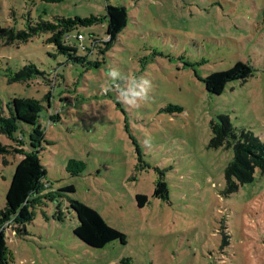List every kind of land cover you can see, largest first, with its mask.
<instances>
[{"label": "rangeland", "instance_id": "rangeland-1", "mask_svg": "<svg viewBox=\"0 0 264 264\" xmlns=\"http://www.w3.org/2000/svg\"><path fill=\"white\" fill-rule=\"evenodd\" d=\"M107 3L125 5L128 19L111 48L90 56L99 57V66L67 63L46 41L50 31L27 41L8 42L0 35L5 111L13 96L50 103L40 114L45 137L38 155L46 168L43 181L51 188L30 196L28 233L7 232L8 264H249L264 259V173L256 170L252 181L230 191L225 168L233 148L212 145L210 127L212 119L226 115L236 128L264 140V0H0V24L25 29L55 15L104 14ZM105 26L104 21L78 29L103 36ZM239 60L252 69L246 80L227 81L220 94L206 89L207 74ZM29 62L44 73L10 80ZM109 68L120 72L121 85L133 76L150 79L149 100L129 108L115 91L103 93L113 83L105 75ZM49 111L59 119L48 120ZM31 130L21 122L14 134L26 151L32 150ZM38 138L33 139L37 147ZM0 141L15 143L3 132ZM4 154L0 210L24 153ZM71 157L86 161L79 174L67 170ZM159 179L166 190L154 195ZM137 193L148 195L142 206ZM72 198L98 210L126 241L86 244L74 233L79 220L69 205Z\"/></svg>", "mask_w": 264, "mask_h": 264}, {"label": "trees", "instance_id": "trees-1", "mask_svg": "<svg viewBox=\"0 0 264 264\" xmlns=\"http://www.w3.org/2000/svg\"><path fill=\"white\" fill-rule=\"evenodd\" d=\"M127 19L128 10L125 5L107 3L104 14H90L84 17L55 15V20L41 18L34 23H29L25 29L0 24V35L6 37L8 42L27 41L41 31H50L51 34L46 41L53 44L57 52L66 57L67 63L99 66V57L91 58L90 56L105 53L107 49L111 48L120 31L126 25ZM104 21L106 26L103 36L95 30L85 35L78 29L79 24L91 25ZM78 33H82L84 38H79ZM42 73L44 71L40 70L36 64L29 62L13 72L10 80H24ZM251 74L250 65L239 60L227 69L207 74L204 77L205 87L213 94H220L227 81L235 78L246 80ZM103 93H108V91L103 90ZM46 96L49 98L51 93L48 92ZM1 104L0 101V132L9 135L15 140V143L6 144L0 141V152L3 154L24 153L15 166L5 194V206L0 210V264H8L6 255L7 232L10 231L17 235L28 233L26 223L33 219L29 209L30 196L35 192L51 188L49 181H43L46 168L38 155L42 139L45 137V125L40 120V114L44 107H50V103L45 105L40 99L34 97L13 96L8 102L7 112ZM174 107L181 108L175 105ZM59 116L58 113L53 115L49 111L48 120L59 119ZM21 122L32 126L30 132L31 151H26L20 145L23 143L21 137L14 136ZM210 127L212 145H226L233 148V158L225 168V178L230 191L238 188L239 183L252 181L256 170L264 173V140L251 130L236 128L226 115H218L217 118L212 119ZM34 136L39 137L37 140L39 147H37V143L33 142ZM16 142H19V147ZM4 161L6 162V159ZM85 166L86 161L79 158L71 157L67 162V170L72 174H79ZM156 183L153 194L165 192L166 182L159 179ZM65 189L73 190V185H67ZM48 194L53 195V192L48 191ZM136 198L139 206L148 201V195L145 193H137ZM69 205L79 220L74 228V233L89 246L104 247L115 239H119L121 242L126 241L125 233L107 223L94 207L76 198L70 199ZM253 261L251 260L249 264H256L257 262L264 264L263 256H260L254 263ZM239 264L243 263L240 262Z\"/></svg>", "mask_w": 264, "mask_h": 264}, {"label": "clouds", "instance_id": "clouds-1", "mask_svg": "<svg viewBox=\"0 0 264 264\" xmlns=\"http://www.w3.org/2000/svg\"><path fill=\"white\" fill-rule=\"evenodd\" d=\"M105 75L113 83L104 90L115 91L120 102L129 108H138L143 102L149 100V94L153 87L150 79L144 76H133L130 84L125 86L117 83L120 72L116 68H109Z\"/></svg>", "mask_w": 264, "mask_h": 264}, {"label": "built area", "instance_id": "built-area-1", "mask_svg": "<svg viewBox=\"0 0 264 264\" xmlns=\"http://www.w3.org/2000/svg\"><path fill=\"white\" fill-rule=\"evenodd\" d=\"M79 38H84V35L82 33H78Z\"/></svg>", "mask_w": 264, "mask_h": 264}]
</instances>
